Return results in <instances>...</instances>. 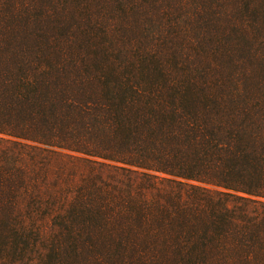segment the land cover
I'll return each mask as SVG.
<instances>
[{
    "label": "trees",
    "instance_id": "trees-1",
    "mask_svg": "<svg viewBox=\"0 0 264 264\" xmlns=\"http://www.w3.org/2000/svg\"><path fill=\"white\" fill-rule=\"evenodd\" d=\"M0 264H264V0H0Z\"/></svg>",
    "mask_w": 264,
    "mask_h": 264
}]
</instances>
